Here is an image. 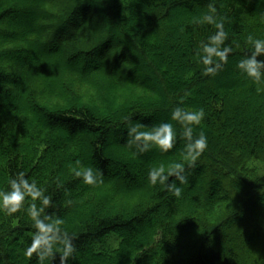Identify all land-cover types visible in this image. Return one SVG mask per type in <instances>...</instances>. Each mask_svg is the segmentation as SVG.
Returning <instances> with one entry per match:
<instances>
[{
    "label": "trees",
    "instance_id": "16d2710c",
    "mask_svg": "<svg viewBox=\"0 0 264 264\" xmlns=\"http://www.w3.org/2000/svg\"><path fill=\"white\" fill-rule=\"evenodd\" d=\"M23 4L36 11L35 27L16 37L2 27L19 28ZM210 5L227 33L222 47L232 49L215 75L204 74L200 56L218 29L192 23ZM58 33L65 35L55 41ZM249 35L264 39L258 0H0V192L24 173L51 198L44 206L28 196L19 212L0 211V264H41L37 253L24 255L36 230L33 203L46 222L64 221L76 249L65 264L82 254L86 264H264V84L237 67L251 54ZM39 47L59 50L56 60L20 68L14 59ZM139 69L154 88L131 77ZM16 87L22 95L7 104ZM177 106L204 110L192 127L193 138L205 133L207 149L189 167L184 150L169 158L172 149L154 148L151 166L137 165L142 186L130 191L131 153L118 150L133 121L169 119ZM174 126L175 144L187 142L184 126ZM110 137L123 159L107 152ZM172 162L185 163L188 178L179 198L148 180L152 168ZM88 167L98 169L93 185L73 173ZM63 239L43 264H61Z\"/></svg>",
    "mask_w": 264,
    "mask_h": 264
},
{
    "label": "clouds",
    "instance_id": "9594fccd",
    "mask_svg": "<svg viewBox=\"0 0 264 264\" xmlns=\"http://www.w3.org/2000/svg\"><path fill=\"white\" fill-rule=\"evenodd\" d=\"M264 4V0H258ZM216 9L210 5L207 14L202 17H194V24H210L215 25L218 29L216 34L208 38V42L202 43L201 46V61L205 75H215L218 69L223 67V64L228 62L229 53L232 51L229 47H222L227 38V33L224 31L222 20H218ZM248 43L251 45V54L241 59L237 67L240 72L250 78L254 84H264V60H258V56L264 55V39H259L249 35ZM218 58V59H217ZM259 91V89H258ZM204 110L201 108L197 111H185L184 108L177 106L171 113V119L179 122L184 126V135L187 143L185 144L183 161L189 167H194L198 158L202 156L208 147L207 136L201 131L198 137L193 138V125L201 124L204 118ZM133 140L143 145L142 151L148 150L150 147H156L161 152H168L174 148L176 142V131L171 123H161L149 131H142L139 125H134L129 129ZM73 173L76 177L83 179V182L88 185L97 183L98 177L91 167L83 170L74 169ZM174 177L175 181L183 185L188 182L185 174V163L172 162L166 168L160 165L152 168L148 173V180L152 186L159 185L161 188L171 192L173 196L179 198L182 193V188L177 186L175 181L169 182V177ZM17 178L9 180V190L0 192V211L11 216L19 212L25 204L26 197L30 196L33 201L40 200L44 206L51 204V198L44 195L42 189L37 187L35 181L29 182L24 173H19ZM42 208L37 207L35 203L31 204L28 209V214L34 222L35 232L32 236L30 246L25 250L24 255L31 258L33 253H37L41 264L46 257L55 256L53 249V241L58 238V234H63V247L61 252V264H65L67 259L76 251L72 237L62 229L64 221L60 218L46 222L40 218Z\"/></svg>",
    "mask_w": 264,
    "mask_h": 264
},
{
    "label": "rangeland",
    "instance_id": "374dc122",
    "mask_svg": "<svg viewBox=\"0 0 264 264\" xmlns=\"http://www.w3.org/2000/svg\"><path fill=\"white\" fill-rule=\"evenodd\" d=\"M14 1H17V0H14ZM26 5L27 4H23L21 7L24 8V9H26L27 11H24V13L20 14L17 17V22H18L19 28L17 27V28L10 29V28H6V27H2V29L4 31L13 32L14 33V36L19 37V35H23V32H24L23 28L24 29H27V28L28 29H33L35 27V25H34V19L31 20V18L34 17L36 19V11H34V10L32 11L31 8H30V6H26ZM82 15H83V13H80V16H79L80 18H78V20L81 19ZM71 30H72V27H71V25H69L66 32L68 33ZM31 31L33 32V30H31ZM63 35H65V34L58 33V35L56 36L55 41L57 39L58 40L59 39L61 40L62 37H64ZM116 41L117 40H114V42L112 41L111 43H114V44L118 43ZM39 48L38 49L27 48V52L25 54L19 55L14 60L20 66V68H23V66L24 65H27L30 61H34V60L40 61L45 56L48 57V59H47L48 61H46V63L47 64H50L51 61H55L56 60V57L59 54V50L54 51L53 48H51L50 50L48 48H45V49L44 48H40L39 49ZM44 51H45V53H44ZM44 54H46V55H44ZM103 60L104 59H101V61H103ZM162 66H167V65L162 64ZM53 67H50V68H52V70H53ZM72 67L79 69L80 68L79 62L74 63L72 65ZM167 68H168V70L171 69L170 66H167ZM227 70H228L229 73H231V68L230 67H228ZM52 72L53 73L50 75V77L51 76H52L51 78H56L57 77L60 80V76H57L56 72H54V71H52ZM131 77L132 78H136L137 80L139 79L141 81V83H143V84H146V85H149V86L151 85L153 88L155 87L154 85L156 84V81L150 77V74L149 73H145L144 71H142L140 69L137 70L136 73H133L131 75ZM20 79H22V77H20ZM18 84L15 82V86H17ZM213 93H215V91L214 92L213 91L210 92L209 93V96H211ZM20 94L22 95V92H20L19 90L17 91V87H16V88H14V90L11 91V96L12 97H10V99L5 98V99H3V101H5L7 104H11V103L13 104V103L16 102V99L18 98V96ZM26 103H27V101L25 102V104ZM236 122L237 121H235V123ZM161 123H171L173 125V128L175 127L174 126V121L171 118H169V119L167 118V119H163V120L161 118H156V119L148 120L146 122H141L140 120L139 121H133L131 127H133L134 125H139L141 127V130L142 131H149V130L153 129L154 127L158 126ZM235 125H238V123H236ZM133 142L134 141L132 140V137L130 139V136H129L127 138V140H126V144L124 145L125 147H122V148H120L121 150H118L119 152H124L125 153V152L129 151L127 153H131V154H129V159L128 158H126V159H128V160L131 159L130 160L132 162L131 164H133L132 165V168H131L132 169V174L136 177V179H135V183H133V187H132V189L130 191H135V190H137L138 188H140L142 186L141 185L142 184V179H141L139 170H137L138 169V166L137 165L142 163L145 166H151L152 159L154 157H156V156L158 157V153L154 152V148H156V147H150L148 149V150H150V152H151L150 153L149 151H142L141 149L143 147H138ZM186 143L187 142H185V141L177 142L174 145V148L171 150V152H168L166 154V156H168L169 158H172L174 155L179 154L180 152H182L185 149V144ZM114 146H117L116 145V142H115L114 138L110 137V139H109V146L107 148V152L109 153V155H112L113 154V156H112L113 158H114V155L116 156V154L118 153V152H113L112 151ZM114 153H116V154H114ZM121 154L122 153L119 154V157L121 156V158L123 159V157H124L123 155L124 154L123 155H121ZM131 155H133V158L131 157ZM155 159H157V158H155ZM259 168H261L260 173L264 172V167L262 165H260ZM94 171L97 172L98 169L97 168H94ZM123 177H124V174L117 175V178H123ZM175 182H176L177 186L181 187L183 190H187V183L181 185V184H179V181H175ZM202 193L208 194L210 196V193L208 191H205V192L202 191ZM71 219L73 220L72 217H70L68 220H71ZM149 222L150 221H148L147 224ZM143 229H144V227H143ZM142 232H144V230L143 231L141 230L140 232H138L137 235L138 236L141 235ZM62 242H58L57 241L56 243L60 247H63V243ZM58 243H60V244H58ZM54 250H55V248H54ZM88 257L89 256H86V255H83L82 254L79 257V260L77 258H75L73 260V262H71L69 264H86V262H88V260H89Z\"/></svg>",
    "mask_w": 264,
    "mask_h": 264
}]
</instances>
